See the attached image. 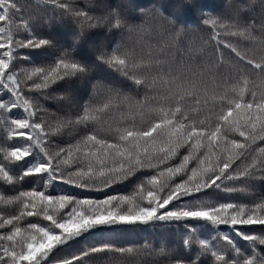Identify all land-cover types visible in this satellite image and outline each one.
<instances>
[{
	"label": "snow or ice",
	"instance_id": "1",
	"mask_svg": "<svg viewBox=\"0 0 264 264\" xmlns=\"http://www.w3.org/2000/svg\"><path fill=\"white\" fill-rule=\"evenodd\" d=\"M0 264H264V0H0Z\"/></svg>",
	"mask_w": 264,
	"mask_h": 264
},
{
	"label": "trees",
	"instance_id": "2",
	"mask_svg": "<svg viewBox=\"0 0 264 264\" xmlns=\"http://www.w3.org/2000/svg\"><path fill=\"white\" fill-rule=\"evenodd\" d=\"M108 2L115 5L118 3V0H108ZM130 2L135 6L136 11L139 12L141 9L152 8L154 6H161L167 9L169 4L178 2V0H130ZM226 2L227 0H199L202 10L207 12L221 10ZM181 17L186 24L195 25L199 22V14L191 8H185L181 13Z\"/></svg>",
	"mask_w": 264,
	"mask_h": 264
}]
</instances>
